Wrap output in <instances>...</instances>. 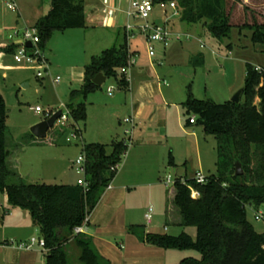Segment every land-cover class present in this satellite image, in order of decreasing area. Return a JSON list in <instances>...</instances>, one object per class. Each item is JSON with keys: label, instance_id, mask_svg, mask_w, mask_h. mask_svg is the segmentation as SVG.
Returning <instances> with one entry per match:
<instances>
[{"label": "rangeland", "instance_id": "374dc122", "mask_svg": "<svg viewBox=\"0 0 264 264\" xmlns=\"http://www.w3.org/2000/svg\"><path fill=\"white\" fill-rule=\"evenodd\" d=\"M14 3L16 9L11 10L0 0V45H5L4 48L16 47L21 43L22 32L26 28L34 27L36 21L50 8L48 0H14ZM84 5L87 17V0ZM263 8L264 0H227L226 10L230 14L232 27L228 38L218 40L209 34L202 22L181 23L178 15H172L171 10L163 13L156 5L149 22L162 24L169 19L170 32L190 33L192 38L171 39L166 46L159 42L152 43V57L148 54V44L144 36L138 31L129 33L127 43L130 52H133L131 60H135V63L127 68V76L130 77L131 73L134 79L140 68L143 73L150 71V75H143L162 90L160 102L170 105L167 119L170 139L165 147L167 151H171L177 163L174 167L160 166L152 157L145 155V151L134 145V130L131 123L123 121V117L127 115L123 106L118 110V118L117 115H107L96 119L90 114L85 122L77 124L76 127L71 126L69 118L64 126L56 124L49 129L43 139L36 138L30 131L33 125L48 118L49 112H66L69 93L79 88L83 82L84 67L90 61V56L100 54L101 50L110 46L124 43L125 30L122 26L112 30L74 28L54 31L42 50L45 63L41 65L19 64L15 62L13 54H4L0 66V93L8 113L6 124L10 141L8 147L14 153L12 162L19 164V170L28 182L75 184L81 175L76 173L72 162L82 155V143L99 142L109 145L111 142L124 140L129 149L122 157L118 171H123L127 177L125 184L128 192L124 200L126 215L134 223L151 227L153 232H166L171 236L186 232L195 237L193 226H165L162 213L166 202L171 201L172 197L173 183H165L168 175L175 179L179 174L186 177L196 172L205 176L216 174V140L211 135H205L199 124L186 125L188 116L181 108L182 103L186 101L189 92L200 100L226 103L231 101L238 90L243 89L246 65L256 66L263 63L264 47L253 44L250 41V31L242 26L251 24L254 20L260 21L259 13ZM112 36L114 41H110ZM196 38L201 40L203 47L199 46ZM190 52H198L203 57V64L192 65V61L189 63L187 54ZM120 73L118 70V74ZM164 80L168 85H163ZM25 81L27 86L23 87L22 83ZM109 87L113 88L111 95L114 98L107 95ZM126 92L127 90H121L113 77L107 78L96 92L102 103V106H96L97 109L107 112L109 103H114V107L123 105ZM89 99L90 96L87 103ZM243 100L244 95H241L240 101ZM31 107H39L40 111H34ZM93 109L95 108H91V111ZM127 118L129 117L124 119ZM31 135L37 139L36 143L30 145L27 141L23 151L15 150L19 141L30 139ZM95 138L101 141H96ZM53 140L56 142L50 143ZM263 210L264 205H261L258 211ZM254 213L255 210L249 207L248 219L256 231L264 233V218L255 220ZM145 215L151 218L150 221L144 219ZM33 238H40L39 231ZM35 249L41 251L42 247L36 243L33 247ZM175 251L185 254L184 256L199 257L198 252L193 249ZM77 252L74 247H69L72 260L76 259ZM180 261L181 257H177L172 264Z\"/></svg>", "mask_w": 264, "mask_h": 264}, {"label": "trees", "instance_id": "16d2710c", "mask_svg": "<svg viewBox=\"0 0 264 264\" xmlns=\"http://www.w3.org/2000/svg\"><path fill=\"white\" fill-rule=\"evenodd\" d=\"M163 1L175 2L181 22H202L214 38L229 37L232 24L226 10L227 0ZM84 4L85 0H50V9L34 25L41 50L54 31L86 27ZM259 16L260 21L243 24L242 28L250 31L253 44L264 47V8ZM14 50L13 46L0 48L4 53L13 54ZM129 56L124 33L122 45L91 57L84 67L83 82L70 91L66 104L72 127L86 120L84 100L100 88L92 82L97 73L113 77L122 88L128 86L125 75L118 74V70L129 65ZM191 61L192 65L203 64L201 55ZM254 67L246 65L242 102L239 99V102L214 103L197 99L189 92L182 103L185 114L195 115V124L216 140V174L207 176L203 184L196 183L193 177L186 183L179 179L173 183V205L179 224L193 226L195 237L186 232L177 236L146 232L139 224L127 226L128 232L156 247L193 249L199 254V257H185L176 264H264V233L255 230L247 215L249 207L258 210L264 205V60L261 71ZM7 115L0 93V190L6 194L9 205L27 210L39 228L40 238L45 243L44 264H111L99 254L90 236L75 233L74 229L86 225L88 215L115 177L127 143L120 140L109 145H81V153L85 155L86 190L76 183H32L20 176L12 162L14 153L8 147ZM27 141H19L15 150L24 147ZM236 163L241 166L240 175L235 174ZM168 165H174L171 155ZM187 184L199 192L197 198L191 197ZM69 247L78 251L75 260L71 258Z\"/></svg>", "mask_w": 264, "mask_h": 264}, {"label": "crops", "instance_id": "0c3cea01", "mask_svg": "<svg viewBox=\"0 0 264 264\" xmlns=\"http://www.w3.org/2000/svg\"><path fill=\"white\" fill-rule=\"evenodd\" d=\"M48 1L50 4V0ZM87 2L89 6V14L86 17V27L82 29L101 28L104 30H112L118 26H122V21L125 18L123 11L127 8L126 0H87ZM106 4L109 5L108 11L105 14H102L101 9L105 7ZM47 12L48 10L45 11L44 14ZM196 39L200 46L201 40L199 41V38ZM110 41H114L113 36L110 37ZM4 47L5 45H0V48ZM128 50L130 52L129 47ZM102 51L103 50H101V52ZM132 53L133 52H130V56ZM4 54L6 53L0 51V66L2 65ZM92 56H95V54H92L90 59ZM195 56H199V53L190 52L187 54V57L190 58L189 63H191V59ZM131 61V65H133L135 60L132 59ZM261 64H259V66ZM143 74L150 75L151 72L143 73L142 68H140L139 72L134 76V79L130 73L128 86L125 88L120 87L123 91L127 90V92L124 93L123 105L114 107V103H109L108 105L110 108L107 112L103 109H97L96 107L102 106L96 93L98 89L90 93L88 95L90 96L88 103L86 101L88 96L84 100L86 105V120L90 114L96 119H102L107 115L110 117L117 115L118 118V110L123 106L124 113L127 114L123 117V121L125 120V117H129L131 121L128 123L132 124L134 130H132L134 145L140 150L145 151L144 154L152 157L160 164V166H177L171 151H167L165 147L167 141L170 139L167 127L168 109L170 105L166 102H160L162 90L160 87H155L153 82L147 79ZM163 85H168L167 81L164 80ZM107 95L114 98V95L109 94L108 91ZM111 101H113V99H111ZM91 108L95 109L91 111ZM187 116L189 117V115ZM193 124L195 123H189L188 118L186 119V125L189 126ZM101 127H103L102 122ZM79 132L81 134V129ZM99 132L101 133V131ZM194 135L195 132H193V136ZM96 139L97 138L94 140ZM36 140L37 139L35 138H30L28 139V142L31 145L36 143ZM96 141L101 140L97 139ZM55 142L56 141L54 140L52 142L50 141L52 144ZM127 146V151L124 155L128 152L129 145L127 144ZM24 148L25 146L19 148L18 152L23 151ZM170 155L174 162V165L172 166L168 165ZM13 163L17 172L24 178L19 170V164L15 161ZM119 165L115 177L109 183L111 187L105 188L98 203L88 215V221L86 225H84L83 233L92 238L99 254L109 260L111 264H172L177 257H181V260L185 257H189L184 256L185 254L183 253H175L178 252L175 251L177 249H163L141 241L134 234L128 232V225L139 224L144 227L146 232L164 234L163 232H153L151 227H147V225L143 223H134V220L126 215V203L124 200L126 193L128 192V187L125 184V178L127 179V177L123 171H118ZM194 174L195 173L190 177L179 174L175 179L182 178L187 180L192 178ZM174 193L175 190L173 186V189L171 190V201H167L162 210L163 216L165 217V226L168 224L181 226L179 224L180 219L178 212L173 205ZM144 219L150 221L151 218L145 215ZM164 229L166 230L167 228L164 227ZM37 231H39V228L34 225L30 213L25 209L9 205L6 194L0 190V264H44V249L41 251L36 249L33 250V247L31 249H19L13 245L14 242H26L30 240ZM165 234L167 233L165 232Z\"/></svg>", "mask_w": 264, "mask_h": 264}, {"label": "built area", "instance_id": "2783aa9c", "mask_svg": "<svg viewBox=\"0 0 264 264\" xmlns=\"http://www.w3.org/2000/svg\"><path fill=\"white\" fill-rule=\"evenodd\" d=\"M7 7L11 10L16 9V5L14 3V0H3ZM127 8L123 11L125 18L122 21V27L125 30V33L127 34V39L129 36V33H134V31L140 32L148 44V54L149 56H154V48L152 46V43H162L164 46H166L171 39L180 40L182 37L185 40H189L192 38V35L190 33H174L170 32L168 21L169 19L165 20L162 24H158L154 21L149 22V19L155 9V6L157 5L163 13H165L167 10L172 11V15H178L179 12L176 8V4L173 1L170 2H156L154 3L153 0H126ZM108 4V3H107ZM105 5L101 9V13L105 14L108 11L109 5ZM131 20L133 23H131ZM22 42L17 44L15 47V50L13 52V58L15 62L19 64H23L26 66H33L35 63L41 65V63H45V57L43 54V51L39 48L38 43L40 41L39 35L34 27L32 28H26L22 32ZM31 42V47L26 46V42ZM200 41V39H199ZM200 46L203 47L204 44L200 41ZM132 61L131 56H129V65L125 67H121L119 70L121 73H123L129 81L130 77L127 76L129 74L127 72V68L130 67ZM256 71H261V67L259 65L254 67ZM40 75V73H38ZM58 78L56 79V81ZM108 93L111 94L113 91L112 87H109L107 89ZM34 111H40L39 107L32 108ZM53 113L49 112L47 116L52 115ZM69 110L66 107V112L61 113L60 117L57 119L56 124L60 126H64L67 121H69ZM196 117L195 115H191L189 117V123H195ZM131 120L129 118L125 119L124 122L128 123ZM75 135H78L77 133H74ZM73 166L76 168V173L81 175L80 178L77 179L76 184L82 187L86 190L88 183L85 180V155L82 153L76 160L72 163ZM193 179L198 184H203L207 182V176L202 174L201 172H196L193 176ZM179 180L182 183H186L185 179L179 178ZM175 179L172 178L171 175H168L165 179L166 184L174 183ZM188 185V184H187ZM110 184L107 186V188H110ZM188 188L190 189V194L192 198H197L199 196V192L194 188L192 185H188ZM264 218V210L262 212H259L258 210H255L254 213V219L260 220ZM84 225L78 226L74 229L75 233L83 232ZM38 243L39 246L44 249V240L42 238H39L36 240V238H31L30 240L26 242H14L13 245L16 246L19 249H31L34 247V245Z\"/></svg>", "mask_w": 264, "mask_h": 264}, {"label": "water", "instance_id": "95a60500", "mask_svg": "<svg viewBox=\"0 0 264 264\" xmlns=\"http://www.w3.org/2000/svg\"><path fill=\"white\" fill-rule=\"evenodd\" d=\"M156 1L161 2L163 0H156ZM121 19H122V14H121ZM26 46L31 47V42L27 41ZM105 80H106V76H104L101 72L97 73L92 78V82L97 86H101L105 82ZM22 86L26 87L27 81L23 82ZM241 93H242V89L238 90L236 92V94L233 96V98L231 99V101L232 102H239ZM61 113H62V111L58 110V111L54 112L52 115H50L48 118H46V119L42 120L41 122L33 125L30 128L32 135L35 136L36 138H41V139L45 138L48 130L54 127V125L56 124V121L60 117ZM235 167H236L235 174L240 175L242 173V169H241L240 164L236 163Z\"/></svg>", "mask_w": 264, "mask_h": 264}]
</instances>
